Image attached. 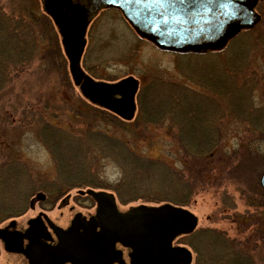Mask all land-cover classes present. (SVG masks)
Instances as JSON below:
<instances>
[{
    "label": "rangeland",
    "instance_id": "rangeland-1",
    "mask_svg": "<svg viewBox=\"0 0 264 264\" xmlns=\"http://www.w3.org/2000/svg\"><path fill=\"white\" fill-rule=\"evenodd\" d=\"M26 4L33 29L15 9ZM256 11L222 50L184 55L140 39L115 10L99 13L82 66L140 80L136 116L124 121L81 94L42 0H0V216L47 179L125 178L132 195L150 186L198 214L187 241L197 264H264V0Z\"/></svg>",
    "mask_w": 264,
    "mask_h": 264
},
{
    "label": "flooded vegetation",
    "instance_id": "flooded-vegetation-1",
    "mask_svg": "<svg viewBox=\"0 0 264 264\" xmlns=\"http://www.w3.org/2000/svg\"><path fill=\"white\" fill-rule=\"evenodd\" d=\"M106 10L120 13L113 8L101 12ZM140 39L160 51L181 55L222 50L227 45L176 52L159 48L143 37ZM83 70L97 82L117 83L128 77L137 79L136 116L138 91L142 85L138 78L130 75L111 80L96 77L84 67ZM78 88L97 109L109 111L124 121L134 119H124L92 102ZM101 118L109 123L111 121ZM191 173H194L191 165L183 161L182 179L187 177L190 180ZM174 174L176 178L177 173ZM97 182L95 185L74 182L56 186L55 181L47 179L38 184L29 197H20L14 204L7 201L5 209L8 212L0 216V257L4 256L6 264L198 263L199 255L188 246L187 241L199 232L200 218L183 201L163 197L165 192L157 193L150 186L148 190L144 188L143 192L132 195L127 190L136 183L131 184L125 178L111 184ZM165 187L173 189L172 185ZM137 201L141 202L131 204ZM191 215L194 224L187 230Z\"/></svg>",
    "mask_w": 264,
    "mask_h": 264
},
{
    "label": "water",
    "instance_id": "water-1",
    "mask_svg": "<svg viewBox=\"0 0 264 264\" xmlns=\"http://www.w3.org/2000/svg\"><path fill=\"white\" fill-rule=\"evenodd\" d=\"M259 1L42 0V4L59 30L75 84L92 102L132 119L138 80L97 82L81 66L87 27L102 9H118L138 34L161 48L187 51L223 47L241 29L252 27L259 20L255 11ZM260 182L264 189V171ZM190 221L187 230L194 224L193 216Z\"/></svg>",
    "mask_w": 264,
    "mask_h": 264
},
{
    "label": "trees",
    "instance_id": "trees-1",
    "mask_svg": "<svg viewBox=\"0 0 264 264\" xmlns=\"http://www.w3.org/2000/svg\"><path fill=\"white\" fill-rule=\"evenodd\" d=\"M15 9L17 11V14L20 16L18 19L22 18V19H24V21L26 20L25 23L27 24V26L29 28L33 29V22L30 19H32V18L35 19V17H37L33 6L28 5V4L21 5V6L17 5ZM43 38L45 39V37H43ZM102 117H104L105 119H109L104 114Z\"/></svg>",
    "mask_w": 264,
    "mask_h": 264
}]
</instances>
